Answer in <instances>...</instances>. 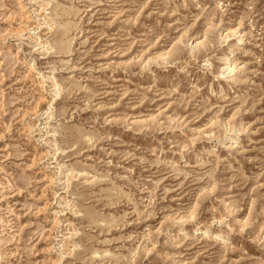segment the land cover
Segmentation results:
<instances>
[{"label":"rangeland","instance_id":"rangeland-1","mask_svg":"<svg viewBox=\"0 0 264 264\" xmlns=\"http://www.w3.org/2000/svg\"><path fill=\"white\" fill-rule=\"evenodd\" d=\"M0 264H264V0H0Z\"/></svg>","mask_w":264,"mask_h":264},{"label":"bare ground","instance_id":"bare-ground-1","mask_svg":"<svg viewBox=\"0 0 264 264\" xmlns=\"http://www.w3.org/2000/svg\"><path fill=\"white\" fill-rule=\"evenodd\" d=\"M51 14V13H50ZM224 60V59H223ZM224 62H225V65H227V67H224V70L226 71V70H229L228 71V74L229 75H231L232 73H234L235 72V67H233V65H232V63H231V59H229V58H227V59H225L224 60ZM229 132H231V134L229 135V139H231V141L232 140H235L236 138H237V134H236V132H233L232 130H231V128H230V131ZM198 231L200 230V232L199 233H201L202 235H207V234H210V228L209 227H207V228H203V229H197ZM217 237H219L220 239H222V240H225V239H227V237H228V235L227 234H224V235H217Z\"/></svg>","mask_w":264,"mask_h":264}]
</instances>
